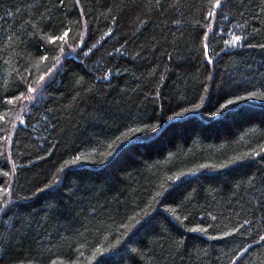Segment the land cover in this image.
<instances>
[{
    "label": "trees",
    "instance_id": "trees-1",
    "mask_svg": "<svg viewBox=\"0 0 264 264\" xmlns=\"http://www.w3.org/2000/svg\"><path fill=\"white\" fill-rule=\"evenodd\" d=\"M261 95L264 0H0V264H264Z\"/></svg>",
    "mask_w": 264,
    "mask_h": 264
},
{
    "label": "snow or ice",
    "instance_id": "snow-or-ice-1",
    "mask_svg": "<svg viewBox=\"0 0 264 264\" xmlns=\"http://www.w3.org/2000/svg\"><path fill=\"white\" fill-rule=\"evenodd\" d=\"M209 3L212 4V7H213V8H219V7H221V0H209ZM208 15L211 16L212 13L209 12ZM67 35H68V33L65 32V33H64V36H67ZM63 38H64L63 36L60 37L61 40H63ZM235 39H236V41H239L241 38H240V37H236ZM40 79H44V77L41 76ZM28 91H29V92H32L33 89H32V88H29ZM254 95H255L254 93H251V92H250V93H248V96H246V97L237 96V101H238V100H243V99L251 98V97H253ZM259 98L264 99V95H261ZM233 103H236V101L228 100V101L226 102V104H221V105H220V108H221V109L226 108L228 105L233 104ZM137 131H140V129H137ZM195 230H196V229H193V231H195ZM200 230L203 231V229H200Z\"/></svg>",
    "mask_w": 264,
    "mask_h": 264
},
{
    "label": "rangeland",
    "instance_id": "rangeland-1",
    "mask_svg": "<svg viewBox=\"0 0 264 264\" xmlns=\"http://www.w3.org/2000/svg\"><path fill=\"white\" fill-rule=\"evenodd\" d=\"M34 92H37V90L36 91H34ZM35 95V93H32V96H34Z\"/></svg>",
    "mask_w": 264,
    "mask_h": 264
}]
</instances>
